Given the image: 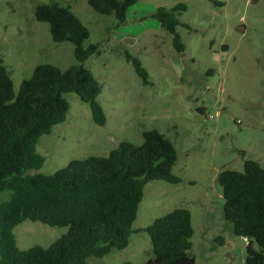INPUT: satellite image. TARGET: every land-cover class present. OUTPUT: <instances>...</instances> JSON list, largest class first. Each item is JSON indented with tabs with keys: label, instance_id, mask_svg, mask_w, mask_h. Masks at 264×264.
I'll list each match as a JSON object with an SVG mask.
<instances>
[{
	"label": "rangeland",
	"instance_id": "1",
	"mask_svg": "<svg viewBox=\"0 0 264 264\" xmlns=\"http://www.w3.org/2000/svg\"><path fill=\"white\" fill-rule=\"evenodd\" d=\"M55 1L69 6L88 28L85 46L100 42L99 53L83 65L102 85L98 100L106 122L95 123L87 103L74 92L64 93L70 105L66 119L39 137L36 151L44 163L30 173L50 175L73 159L105 156L122 140L141 144L143 131L157 129L176 148L172 172L181 178L148 181L132 224L138 232L131 233L125 248L89 257L87 264H146L152 246L140 229L177 207L191 213L195 264H245L246 239L234 235L223 217L216 176L223 169L241 171L244 159L264 166V0H216L217 5L138 0L118 25L87 0H0V57L15 92L35 65L65 69L75 62L73 44L53 41L49 24L34 18L37 4ZM177 3L186 5L179 18L188 27L177 26L182 52L152 15L158 6ZM126 52L140 59L148 84ZM9 198L10 190L0 191V202ZM66 232L65 226L30 219L13 228L20 249L47 247Z\"/></svg>",
	"mask_w": 264,
	"mask_h": 264
},
{
	"label": "trees",
	"instance_id": "2",
	"mask_svg": "<svg viewBox=\"0 0 264 264\" xmlns=\"http://www.w3.org/2000/svg\"><path fill=\"white\" fill-rule=\"evenodd\" d=\"M137 1L87 3L100 14L112 15L118 25ZM184 10L186 5L177 3L158 6L152 14L172 35L177 52L184 50L177 26L188 27L179 18ZM34 18L49 24L53 41L73 44L75 62L65 69L39 63L15 92L0 57V191L10 190V198L0 202V264H87L89 257L100 258L112 249L125 248L131 233L138 232L132 224L148 181H181L172 172L177 151L163 133L149 129L142 132L141 144L122 140L105 156L73 159L50 175L30 173L29 169L44 163L36 151L39 137L66 119L70 105L64 93L74 92L87 103L95 123L106 122L98 100L102 85L83 65L91 54L99 53L100 42L85 46L88 28L69 6L59 2L37 4ZM125 57L148 84V72L140 59L129 52ZM216 180L224 200V219L231 223L234 235L248 240L245 264H264V166L258 160L244 159L241 171L223 169ZM25 219L65 226L67 232L47 247L20 249L13 228ZM140 230L149 235L152 246L146 264H195L191 254L194 230L187 208H174Z\"/></svg>",
	"mask_w": 264,
	"mask_h": 264
},
{
	"label": "built area",
	"instance_id": "3",
	"mask_svg": "<svg viewBox=\"0 0 264 264\" xmlns=\"http://www.w3.org/2000/svg\"><path fill=\"white\" fill-rule=\"evenodd\" d=\"M246 243H248V240H246Z\"/></svg>",
	"mask_w": 264,
	"mask_h": 264
}]
</instances>
